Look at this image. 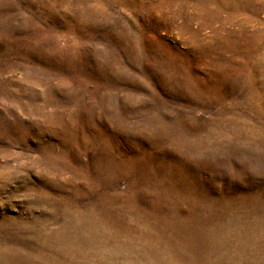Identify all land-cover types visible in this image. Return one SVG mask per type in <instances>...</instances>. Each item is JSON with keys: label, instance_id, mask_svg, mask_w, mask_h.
<instances>
[{"label": "rangeland", "instance_id": "rangeland-1", "mask_svg": "<svg viewBox=\"0 0 264 264\" xmlns=\"http://www.w3.org/2000/svg\"><path fill=\"white\" fill-rule=\"evenodd\" d=\"M0 264H264V0H0Z\"/></svg>", "mask_w": 264, "mask_h": 264}]
</instances>
